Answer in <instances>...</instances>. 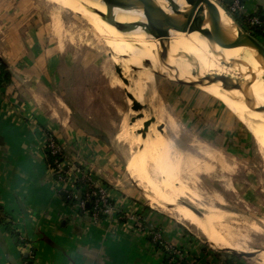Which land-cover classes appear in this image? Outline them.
I'll use <instances>...</instances> for the list:
<instances>
[{
	"label": "crops",
	"instance_id": "crops-1",
	"mask_svg": "<svg viewBox=\"0 0 264 264\" xmlns=\"http://www.w3.org/2000/svg\"><path fill=\"white\" fill-rule=\"evenodd\" d=\"M239 1L245 21L254 24L251 16L262 12L263 22L264 0ZM32 19L20 13L0 25V57L12 74L0 87V264H25L29 257V264H166L151 239L154 229L182 246L188 262L241 264L234 255L199 245L182 225L114 183L123 166L128 170L122 146L116 134L98 128L94 105L80 104L76 93L61 87V73L70 72L69 66L60 55L44 52L46 32ZM46 133L62 145L71 167L89 170L96 185L107 187L108 215L96 220L64 199L67 185L56 183L47 164ZM134 215L142 218L146 232L135 228Z\"/></svg>",
	"mask_w": 264,
	"mask_h": 264
},
{
	"label": "rangeland",
	"instance_id": "rangeland-1",
	"mask_svg": "<svg viewBox=\"0 0 264 264\" xmlns=\"http://www.w3.org/2000/svg\"><path fill=\"white\" fill-rule=\"evenodd\" d=\"M214 1L229 14L236 13L244 17L242 18L244 30L256 36L264 44V38L257 35L253 28L254 24H262L264 27V20L262 22L259 17L252 16L256 19L254 24L251 23L252 20L245 21V8H240L241 4L237 5V0H233L234 3L231 5L224 3V0ZM20 13L23 16L32 17L31 23H34L37 18L38 22L34 23V26H39V31L46 32V40L42 42L44 52L50 51L60 55L61 63L69 66L70 72L61 73V87L72 94L76 93V100L80 104L84 105L87 102L94 105L96 116H98L94 121L98 128L103 126L113 136L116 134V142L123 147L120 149L126 157L124 163L129 162L140 152L144 143L126 141L124 127L131 130V125L135 122L132 121L133 118H136V121L146 117L148 120L155 118L156 120L150 126L158 124L150 102L152 90L149 88L145 91V95L131 91L134 98L144 107L143 112L133 115V100L129 104L127 88L115 82L122 79L116 67L119 66L122 69L123 67L117 64V58L111 52V46L101 37L93 24L74 11L59 9L46 0H0V25L5 24L8 18ZM57 15L62 21L61 37L54 32ZM126 58L133 60L131 57L126 56ZM177 69L155 65L153 81L147 84V87L153 85L157 89L154 103L163 106L166 112L176 120L174 130L169 121L162 123L164 126L162 133L173 138L179 150L199 159L202 164L212 167L207 172L183 174L188 187L202 195L204 203L212 201L214 195H220L223 198V203H217L218 208L231 214L230 220H235L241 225L239 228L245 230L246 236L240 240V243L245 244L248 251L237 256L241 264H264V154L260 150L261 141L229 100L202 86L184 85L175 81L194 82L180 74ZM132 74L133 78L139 79L135 72ZM122 81L124 82L123 79ZM140 114H143V117L139 118ZM160 127L161 124L157 126V129L161 132ZM145 128L144 124L142 131H145ZM149 130L150 128L146 131L147 134ZM131 131L134 138L141 132V130ZM240 136L246 137L247 142L244 143ZM201 147L222 156L227 168L209 159L201 151ZM129 174V168L126 170L123 166L121 177L118 178L119 182L114 183H119L117 186L124 188L128 195L151 205L167 215L174 223L182 225L185 231L195 237L199 245L221 251L225 255H237L231 251L211 247L207 236L197 227L178 219L160 206L150 204V200L146 197L148 189L144 184L142 186L139 179L132 176L131 178ZM174 204L189 208L200 218L205 217L204 211L188 199H180ZM171 206L172 204L169 203L167 207ZM253 223L259 226L260 231L251 228Z\"/></svg>",
	"mask_w": 264,
	"mask_h": 264
},
{
	"label": "bare ground",
	"instance_id": "bare-ground-1",
	"mask_svg": "<svg viewBox=\"0 0 264 264\" xmlns=\"http://www.w3.org/2000/svg\"><path fill=\"white\" fill-rule=\"evenodd\" d=\"M46 1L56 5L59 9L74 11L95 26L97 32L111 46V52L116 56L117 64L122 65L124 77L129 80L128 84L122 79L115 80L118 85L127 88L126 91L129 93L132 91L139 95H145V91L149 88L152 90L153 95L150 102L158 124L149 126L150 132L147 134L142 130L144 124L150 121L148 117L133 121L131 130H141L142 132H140L142 136L139 133L136 138L132 137V131L126 126L123 129L126 141L133 140V143L141 141L144 143L140 152L128 162V168L131 176L139 179L142 186L144 184L148 189L146 197L150 200V204L160 206L178 219L197 227L207 236L211 247L231 251L237 255L245 254L248 248L245 244L240 243V240L246 236L245 230L239 228L241 225L238 222L230 220L231 214L218 208L217 203H223V198L220 195H214L212 201L204 203L202 195L188 187L183 174H193L198 171L207 172L212 167L202 164L199 159L179 150L173 138L162 133L164 129H160L161 132L158 131L157 126L159 124L162 126L165 121H169L174 130L176 120L166 112L163 106L154 103L157 89L153 85L147 87V84L153 81L155 65L156 67L181 68L182 70L177 69L178 72L193 81H199L208 76H221L228 82L231 79L243 81L241 86L243 90L226 88L221 81L206 80L200 86L231 102L260 139V150L264 154L263 57L250 46L237 50L231 47L221 49L213 39L198 30H171L167 41L165 35L169 31L168 23L166 21L150 22L143 6H109L104 0ZM153 1L166 13L174 15L180 20H185L188 14L194 21H203L202 29H211L212 27L208 9L204 4L198 5L196 0ZM221 14L222 29L226 37L236 41L240 29L223 8H221ZM55 17L54 32L58 37H61L62 21L59 15ZM212 35L214 38L218 37L217 33H212ZM163 41L166 42L167 55L162 47ZM126 56L133 60L127 59ZM133 72L138 75L139 79L132 77L134 76ZM246 96L254 102L249 103ZM132 100L133 103L138 101L136 98H130L129 104ZM140 111L143 112V109L134 110L132 114L137 115ZM148 112L147 114H149ZM201 151L212 161L221 163L224 168H227L223 157L218 153L203 147H201ZM183 198L188 199L204 211L205 217L200 218L189 208L174 204ZM169 203L172 204L170 208L167 207ZM202 215L204 216V214ZM251 228L260 231L259 226L255 223Z\"/></svg>",
	"mask_w": 264,
	"mask_h": 264
},
{
	"label": "water",
	"instance_id": "water-1",
	"mask_svg": "<svg viewBox=\"0 0 264 264\" xmlns=\"http://www.w3.org/2000/svg\"><path fill=\"white\" fill-rule=\"evenodd\" d=\"M109 6H117V7H130V6H143L145 10V14L150 22H156V21H166L169 25V31L165 35V40L170 37L169 32L171 30H181V31H201L203 34H205L207 37L213 39L215 43L221 48L225 49L228 47L233 48L234 50L243 48V47H253L255 48L259 54L263 57L264 59V44L261 43L255 36L252 34L246 32L244 28L238 24V22L231 16V14H228L233 18L235 21L237 27L240 29V34L239 37L236 41L230 40L229 38L226 37L224 30L222 29V14H221V6L216 3L214 0H196L198 5L204 4L206 8L208 9L209 15L211 17V23L212 27L211 29H202V23L203 21H194L192 20L188 14L186 15L185 20H180L176 18L174 15L166 13L163 9L158 7L153 0H104ZM231 0H224V3L230 5ZM224 9V8H223ZM225 10V9H224ZM264 17H262L263 19ZM213 34L217 33L218 37L214 38ZM162 47L164 49L165 54H168V49L166 47V42H162ZM116 71L119 74V76L124 80L126 84L129 83V80L124 77L123 70L121 67L117 66ZM221 81L224 87H231L232 89H242V83L243 81L241 80H235L231 79L230 82H228L224 77H206L202 80L199 81H194V82H185L181 80H175L178 81V83L184 84V85H198L200 86L203 84L205 81ZM231 83V84H230ZM127 96L130 98H134L132 93L127 92ZM246 100L249 103H253L254 101L251 100L248 96H246ZM133 110L139 111L143 109V105L138 102L134 101ZM143 117V114L139 115V118ZM155 118L150 119V121H147L145 123V131L148 130L149 126L155 121ZM132 121H136V118H133ZM164 126H161L160 129H163ZM144 131V132H145ZM142 133V132H141ZM81 199V193H79L78 200ZM89 204H87V207Z\"/></svg>",
	"mask_w": 264,
	"mask_h": 264
},
{
	"label": "built area",
	"instance_id": "built-area-1",
	"mask_svg": "<svg viewBox=\"0 0 264 264\" xmlns=\"http://www.w3.org/2000/svg\"><path fill=\"white\" fill-rule=\"evenodd\" d=\"M237 5L240 1L237 0ZM50 150L53 155L57 156L54 162V166L48 167L54 172L56 183L67 185V192L74 198H77V183L81 182L86 188V199L78 200L77 206L79 209L85 211L87 209V203L91 199H95V208L93 218L96 220L102 219L101 215H108L112 211L111 197L106 186L96 185L92 173L84 169L83 167L67 163L64 148L57 141V139L51 134L46 133L45 152ZM135 220V228L139 231L146 232V226L141 217L134 215L131 217ZM154 244H159L162 248L161 253L163 258L169 256L170 264H181L182 260L187 257V252L182 246L172 245L167 242L160 230H152ZM156 245V244H155ZM25 264H28L27 262Z\"/></svg>",
	"mask_w": 264,
	"mask_h": 264
},
{
	"label": "trees",
	"instance_id": "trees-1",
	"mask_svg": "<svg viewBox=\"0 0 264 264\" xmlns=\"http://www.w3.org/2000/svg\"><path fill=\"white\" fill-rule=\"evenodd\" d=\"M231 1H232L231 4H233L234 3L233 0H231ZM241 2L243 3V1H241ZM231 16L238 22L239 25L244 27V23L242 21V18H244V17H240L236 13L235 14L232 13ZM252 16L261 17L262 16V12L256 13V14H254ZM245 18H248V17H245ZM253 28L255 29L254 32L257 35L262 36L264 38V27H263L262 24H260V25L254 24ZM11 80H12V74H11L7 64L0 57V87H3L5 85H7L8 83L11 82ZM46 154H47V159H46L47 160V164L49 166H54V162L57 159V156L53 155L50 150H48ZM77 189L79 190V193H81V199L80 200H85L86 199V188H85V185L82 184L81 182H79V183H77ZM63 196H64V199L67 202H69V203H71L73 205H75L77 203V201H78V199L72 197L69 192H66V193L64 192ZM87 204H89V206L87 207L86 211H89L90 215L93 216L94 208H95V199L94 198L91 199V201H89V203H87ZM1 216H2V214H1V209H0V218H1ZM101 217L103 218L104 215H101ZM11 231H12L13 236L16 237V240H17V242L19 244L24 245L26 243V240L23 239L18 232L14 231V229L13 230L11 229ZM151 239H153V236L151 237ZM155 244H156V247L158 249L162 248L159 244H157V243H155ZM234 256L237 257L238 255H234ZM30 258L31 257H29L27 259L28 260L27 261L28 264H29V262H31ZM164 261H165L166 264H170L169 256L165 257ZM181 264H194V263L188 262L187 259L185 258V259L182 260Z\"/></svg>",
	"mask_w": 264,
	"mask_h": 264
}]
</instances>
